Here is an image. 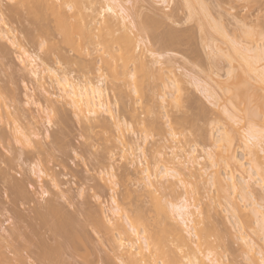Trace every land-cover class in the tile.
<instances>
[{
  "label": "rangeland",
  "instance_id": "obj_1",
  "mask_svg": "<svg viewBox=\"0 0 264 264\" xmlns=\"http://www.w3.org/2000/svg\"><path fill=\"white\" fill-rule=\"evenodd\" d=\"M30 1L31 0H17V3L23 6L0 8V14L3 15V22H0V86L6 93L5 95L9 101L8 111L12 114L10 117L11 120H9L3 113L4 110L0 112L3 114V117H0V133L4 131L5 134H8L6 140H0V144L13 153L11 157H6L4 153L0 151V175L4 177L5 172L7 175H10H6L7 177H11V179L14 178L13 180L19 181L21 185L23 183L22 187L24 186V189L21 188L23 191L21 189L19 190L20 192L22 191L21 195H19L17 190L11 191V189H9V191L6 185H4L7 179L6 176L5 179L0 177V179H2L0 180V229L6 230L7 238L10 237L9 234H13L11 235L12 239L13 236L15 237L13 244L9 241V244L12 246L15 244L13 248H11V246L8 250H6L7 248L2 249L3 247L5 248L8 242L3 240L4 244H6L0 249L7 254L10 249H16L17 245L18 248H20L19 243L27 237L28 244H34V246L33 244H31L32 246L28 245L31 248L33 247L32 252L28 251V255L27 252H24V256L27 260L29 254H33L34 250L36 254L39 255L40 250H42L41 254L44 252V249L49 248V254L55 250L52 253L54 259L53 256H50L52 259L51 262L49 260L45 262L40 260L39 255L36 256L35 253L34 255L30 254L33 257H31V260H28V262L31 261L32 264H123L124 260H122V254L118 251L117 247V250L114 247L117 245L115 243L118 241H115V243L111 242L114 237H111V233L114 231H111L109 235L108 232H106L108 229H106V231H104L105 229H101L102 231H100V229L98 230L93 217L97 212L102 213V209L108 218L113 217L111 210L115 205L112 204V201L113 198H116L119 206L122 207L121 209L125 210H123L125 212L123 213L125 215L127 214V216L131 215L130 217L132 219L137 217V212L140 210L141 212H139L144 216L143 222L146 221L144 222L145 226H150L148 229L152 230L153 221L157 219L156 217L161 218V216L157 215V210L154 211L156 208L152 206L153 204L149 197V193H147V190L144 188V184L142 183L144 177L143 174L140 173L142 172V168L139 165L141 162H143V165H146L148 162L151 164L153 162L155 164V150L157 148H159L157 151H162L163 154L167 155V158H170L172 153L171 149L175 147L182 148L184 151L188 152L194 150L195 156L203 157V165L209 166L212 160L210 162L205 160L206 154L209 150H212V153H218L219 148L216 145L220 138V134L227 133L232 143V153L245 164L244 169L251 170L250 162L253 158L251 156H246L241 135L246 136L245 132L250 127L264 132V86L262 89H259L257 97L254 98L250 107L254 110H258V117L255 120H250L245 112L246 107L243 105L237 106L232 101V92L228 91L229 85L225 83L228 78L227 73L233 68L236 73H239L238 68L243 64L239 58H236V60L230 64L226 56H228L229 53L232 54V44L235 43H240L238 48L245 47L252 49L258 48L260 51L264 50V0H203V4H206L209 12L207 16L203 12L202 13L208 21L203 20L201 16L204 15L201 13L200 16L197 14L196 17H192L193 19H188L189 12L184 5V0H171L170 4L166 5L162 4L160 0H130L127 6L130 10V14L132 13V19L134 23H136L135 21L140 22H137L136 26L137 24L144 23L142 19H145V15H147V18H152V22H156V26L153 27L154 30H152L153 28L149 29L147 26L149 29V31H147L145 29L146 27L138 25L139 27L141 26L143 30L141 27L135 26L131 29L132 32H129V30L125 31V29L117 27V29L115 28L117 32L114 29L115 33H113V30L111 37H113V35L115 37L116 33L120 35V37L118 36V38L116 37L114 39L116 41L121 38V35L123 36L129 32L136 43L143 40L144 44L141 45V53H143L144 57L142 58L153 68L155 75L153 73V78L149 77L150 81L148 80V82L147 77L145 83V80L139 77L141 80L143 79V81L140 82L141 80L138 79L137 86L129 77L125 78V76H122L123 74H121L120 77L114 76L112 78L110 76L111 79L107 81L105 90L108 94V98L109 91L114 89L116 95L111 97V103L115 106V104L119 102V108L117 109L119 121L121 124L126 121L129 125H133L132 132H129L127 129L117 131V126L112 122L111 117L104 118L100 122H97L94 128L85 129L86 134H94L97 142L103 145L104 151L101 152L98 157L100 163L107 164V154L109 152H116L119 156V154L123 155L126 149L129 153V156L123 163H120L119 160L117 161L116 175L119 178V185L114 193L111 185L106 183V179L105 181H100L94 174L98 167L94 161H89V170L93 173L92 175L88 174V169L84 168L82 163H74L70 150L78 148L84 158L87 159L89 149L86 146H80L75 143L77 134L80 130L71 121L65 105L63 108L58 109L62 116V127L58 132H53L52 146L59 145L62 147V154L58 160L51 166H48L47 153L44 150H39L35 153H25L24 158V164L28 165L33 160L43 157L44 163L46 167H48L49 174L52 175L58 185H60L63 195L57 194L55 189L52 190L47 182V177L45 178V186L49 191H52V196L47 202L39 201L34 193H30L26 190L25 185L28 182L36 183V181L28 175L27 168H25L23 179H18V177L13 174L20 167L18 161L19 149H17L15 145L16 138L13 128L18 126L21 132L20 135L23 136L31 134L34 129L43 126L41 113L36 105L47 107L52 102L51 98L54 95V81L51 78V80L49 79L51 76H48L45 70L49 69L53 61L47 53L41 54L43 55L42 60H39L36 66L38 75L34 76L31 75L30 72H21L17 61V54L23 56V53L26 52L31 56L38 53L40 39L47 38L50 41V52L57 53L62 59L66 56V58L73 63L80 62L82 65L87 64L89 67H95L96 62L102 61L101 48L103 47L101 45V47H98L99 45H97L100 50V54L97 55L96 51L98 49L96 50L97 47H93L94 45H88L89 47L85 46L89 49L84 48V46H82V49L79 48L83 52H80V50L77 51L68 45L66 46L55 26L53 15L51 16L50 12L45 10L43 12H46V16L49 17L46 18L44 16L47 20L44 17V19H41L36 15L34 16L32 7H34L33 2L35 0L33 2ZM76 1L77 0H75V3ZM80 1L81 0L78 2ZM73 2L74 0H72L71 4H73ZM81 2H83V5ZM81 2L79 3L81 6L78 8L73 4L75 6L74 9H80H76L77 11L75 12L77 13L80 11L85 18H88L84 19L82 16L81 19V15L77 14L79 18H76V21L78 19L82 20L80 21L82 23L77 24V26H81L82 24L83 27L89 28L91 25L89 30L94 31V34L92 33L93 36H95L96 33L98 34L100 30L101 34L99 33V35H102L103 20L100 16V12L102 11L103 0H82ZM75 12H69L68 14L75 15ZM138 15L141 21L137 20L139 17ZM75 17L73 18L75 19ZM200 17L203 21L200 20ZM161 18L163 20H161ZM87 20L90 24H88ZM71 21L74 23L72 19ZM151 21H149L148 24ZM162 21L163 24H160ZM204 21L206 24L207 22L210 23V26L202 30L201 26L203 24L205 25V23H203ZM151 25H154V23H151ZM215 25L224 30L225 36L222 37L214 30L213 26ZM246 27L252 28L254 31L248 33ZM170 29H175L177 32L178 30L183 31V33L187 31V35L191 33L192 37L190 34V37L185 35L187 39L189 38L190 40L186 39L185 41L184 38V43L182 42L181 45L179 44L167 52L163 47V43H160V37L167 34ZM180 33L183 35L182 32ZM158 36L160 38L159 40L157 39ZM95 40L97 41L94 42V44L99 42V39ZM9 41L15 42L17 48L12 49ZM21 49H23V51H21ZM88 50L89 53L90 51L93 52L91 61H87L89 58ZM147 50L162 54L160 58L161 64H154L153 61L155 57L158 58V55L153 57ZM163 50H165V52ZM218 51L219 53H217ZM5 65L11 67L12 71L7 72ZM258 67L264 68V60L258 63ZM103 68L108 75L111 74L113 76L104 63ZM247 77L253 87L260 88V85L254 80L252 74ZM13 79L15 80V86L12 85ZM25 83L28 86L27 92L24 88ZM141 83L143 85H141ZM206 85H208L209 89H214L215 93L218 94L221 102L220 105H223V107L218 106V108L216 105L214 106L212 103L213 101L207 97V93L204 92L203 89ZM179 88H181V93H179L182 95L179 98L182 97L183 100V104L180 102V105L182 104L181 108L180 106L177 108V105H173L176 102H174V97L178 95L177 91ZM135 90L138 91V93H135ZM163 94H165L167 98L166 101L160 98ZM26 95L28 100H33L34 103L29 105L27 100H25ZM57 103H59V101H57ZM201 108L205 111H201ZM226 111L234 114L237 117L235 120L237 122L228 120ZM200 114L205 116H200ZM191 116L197 117L192 118ZM181 117H188L194 121L193 123H187V125L189 124L188 126L182 127L186 125L183 124L180 125V127L175 122ZM15 120L18 121L14 124ZM151 123H155L157 128H155V125H153V127ZM191 123L195 125L193 126ZM144 128H147L150 133L146 145L143 140ZM173 128L177 132H175ZM171 129L173 131H171ZM171 132L179 133V139L173 140ZM139 146L143 147L147 153L146 157L144 156L145 158L143 156L140 157L138 151H135ZM152 151H155V154ZM131 154L136 156L135 160L132 159ZM153 155L155 156L153 157ZM157 155L159 154L157 153ZM160 157L161 155L158 156L159 159L156 158L157 161L164 158ZM258 159L264 166V146L263 149L260 148ZM139 160H141V162ZM232 169L235 168L220 164L213 169L209 167V170L207 173H204L203 176L196 172V177L190 179L187 177L190 181L187 188L182 187L180 184L174 185L176 193L172 189L174 192V194L173 192L172 194L174 196L177 194V200L171 197L172 194L170 195L171 198L169 197L170 199H168L176 200L174 201L175 203H178L182 199L190 200L192 204L194 202L193 205H195V203L198 204L197 202L201 203L205 211V225L212 226L211 229H216L214 234H219L221 236V244L219 245L216 241L217 247L215 252L217 258L225 264H249V259L242 248L245 243L239 239L244 233L247 240L255 241L258 246V252H261L264 251V234L259 231V227L254 219H252L250 223V228L244 224L242 225L241 223L243 222L235 219L230 212L231 208L229 202L220 197L216 187L212 186L211 183L207 184L210 182L211 174L219 171L221 177L227 179L228 173H230ZM187 172L190 173L188 170ZM241 172V170L235 172L238 182H242L243 176L248 179V176L251 175L249 173H254L253 170L247 174H242ZM257 178L259 177L255 179L258 180ZM171 182L176 183L177 181L171 180ZM250 184L253 186L252 189H254L255 193H257H254V196L260 199L259 202L264 205V190L260 183L257 185V183L251 181ZM84 185H87V196L85 199L81 200L78 198V190ZM170 185L173 187V184L170 183ZM229 190L230 193L233 191V189L230 188ZM170 192L171 191L168 193ZM93 193H95V195H93ZM244 193L245 192L242 193L237 190L235 194L234 191L233 194H231L232 196L234 195L233 199L235 197L237 201L234 200L241 207V210L249 212V205L253 202L254 198H244ZM53 205L54 207L56 206V210L58 209L55 211L57 214L54 212L50 214L51 212H49L46 214L48 218L45 216L47 219L37 214L41 207L49 208V206L51 207ZM136 210L138 211L136 212ZM58 211L61 212L60 216L63 213V218H59L60 216L56 217L59 213ZM155 213H157V216H155ZM133 214L136 215L134 216ZM38 215L40 217H38ZM21 218L24 223L20 221L19 224V219L21 220ZM38 218L44 220L41 221V219ZM15 225L23 228L21 229V227L19 228ZM241 226H244V228L241 229ZM15 227L20 229V232L23 233L20 238L18 236L21 235V233L18 232L19 235L17 236L18 233H15V231L19 230L17 228V230H15ZM13 229L14 233L11 232ZM0 234L1 236L4 235L2 231ZM114 234L116 236L118 235L117 232L113 233V235ZM1 236L0 241L3 239ZM6 237L4 239H6ZM213 237L210 240H216ZM9 239L10 238L7 240ZM15 239H18L19 243ZM28 239L32 240L30 241ZM116 239L114 238V240ZM25 241L26 239L24 242ZM27 242H25L26 247ZM1 243L2 242H0V244ZM1 245H3V243ZM8 246L9 245L6 247ZM37 247L40 249L38 250ZM194 249L196 250V247ZM184 250L187 252L186 249ZM177 251L179 254H182L180 250ZM9 255L11 258L14 257L11 253H9ZM27 260H23L24 262L22 263L28 264V262H25ZM184 262L187 264L185 260L182 264H184ZM15 263L17 264L16 261Z\"/></svg>",
  "mask_w": 264,
  "mask_h": 264
},
{
  "label": "bare ground",
  "instance_id": "obj_2",
  "mask_svg": "<svg viewBox=\"0 0 264 264\" xmlns=\"http://www.w3.org/2000/svg\"><path fill=\"white\" fill-rule=\"evenodd\" d=\"M31 1L33 2L34 0H31ZM78 1L79 0H77L75 3V0H74V2H73V4L75 6H77V8L81 6L79 3L82 0L80 2H78ZM129 1L130 0H103V6L101 8L102 11L100 12V16L102 17V20H103V27H102L103 33H102V35H99V33L101 34V30H100V32L98 34L96 33L95 36H93L94 31L89 30L91 25L89 26V28L83 27L82 24H81V26L78 25L80 27L77 26V24L82 23V22H80L82 20L78 19L76 21V18H79V15H81L80 16V18H81L83 16V14L80 13V11H78L77 13L75 11L80 10V9H77V8H76L77 10L74 9V12L76 13L75 15H73V14L69 15L68 14L69 12H68L67 8L64 7V5L71 4L72 0H35L34 1L35 3L33 2L34 7H32L33 8L32 10H33L34 16L36 15L37 17H39L41 19L48 17V16H46V12L45 13L43 12L45 10L49 11L51 16L53 15L52 17L55 21L54 23L56 24L55 26H56L57 30L59 31L60 35L62 36L63 41H64L66 46L68 45L77 51L80 50L79 48L82 49V46H84V48L89 47L88 45H90V46L94 45L93 47H97V45H99L98 47L102 46L103 48H101L102 49L101 50L102 51L101 60L104 63V65H106L108 67L110 72L113 74V76L111 74L109 76H111L113 78L114 76L120 77V75L123 74L122 76H125V78L129 77L136 85L138 83V79H140L139 77H142L145 80L144 83L146 82L147 77H148L147 82H148V80L150 81L149 77L153 78V73L155 75V71L153 70L152 67L149 66V64L147 62H145L146 60L142 58V57H144L143 53H141V45L144 44L143 40H140L138 43H136V41L131 37V35L129 33V32H132L131 29L134 28L136 26V23L138 22V21H135L136 23H134V21L132 19V15H131L132 13L130 14V10L127 6ZM195 1H197V2H195ZM195 1L194 0H184L183 1L184 5L186 6V8L189 12L188 13L189 14L188 19H191L193 16L196 17L197 14H199V16H200V13L202 15L205 14L207 16V13L209 12V9L206 7V4L205 5L203 4V0H200L201 2L199 0H195ZM77 2L79 4V6H78ZM160 2L164 5H166V4H170L171 0L170 1L169 0H160ZM81 4L83 5V2H81ZM31 6H33V5H31ZM75 6H74V8H75ZM197 6H199V7H197ZM108 8H111L112 11L109 12ZM121 11H123V13L125 15L122 16ZM198 11H199V13H198ZM77 14H79V15H77ZM205 15L201 16V17H203V20L208 21V20H206L207 18L205 17ZM145 16H146V18L145 17H143V18H145L146 21H145V19H142L144 21V23L137 24V26L141 25L142 27H146L145 29L147 31H149L150 28L152 29L153 27L156 26V24H155L156 22L151 21V19H152L151 16H150L151 19L147 18V15H145ZM73 17H75V19ZM201 17H200V20L203 21ZM208 17H210V16H208ZM87 18L88 17H86V18L84 17V19H87ZM139 18H140V16L137 18V20L141 21V18L140 19ZM71 19L74 21V23L76 21V23L74 24L71 21ZM161 20H163V19L161 18ZM93 21H95V20H93ZM149 21H151V22L148 24ZM205 21L203 22V23H205V25L203 23H202L203 25L201 24L202 30H203V28L205 30V27L207 29L208 26H210L209 25L210 23L207 22V24H208L207 25ZM87 22H88V20H87ZM138 23H140V22H138ZM151 23H154V25H151ZM88 24H90V22H88ZM160 24H163V21ZM147 26L149 29L147 28ZM150 26H152V27H150ZM117 27H119V28L121 27L120 29L123 28V29H125V31L129 30V32L123 36L121 35V38H119L115 41L114 39L116 37L118 38V36L120 37V35H117V33H116L115 37H114V35H113V37H111V33L115 28L117 29ZM142 27H141V29L143 30ZM213 28L222 37L225 36L224 30L222 28L218 27L217 25L213 26ZM115 30L113 33H115ZM152 30H154V28ZM172 30L173 29L168 30L169 32L167 31L168 32L167 34H165L163 37H160L161 38L160 43H163V47L167 52L169 50H172V48H175L177 45H179V44L181 45V43L184 41V38L186 41V39H187L186 36L190 37L192 35L191 33H189L190 36H189V34L187 35V33H188L187 31L186 32L184 31L186 33L185 34V33H183V31L178 30V32H177L175 29L173 31ZM116 32H117V30H116ZM180 32H182L183 35ZM97 35H99V36H97ZM159 36H158V38L156 37L158 40L160 39ZM95 39H99L98 40L99 42H97L98 44L97 43L94 44V42L97 41ZM187 40H190V39L188 38ZM239 45H240V43L232 44V51H231L232 54L229 53L230 55L228 54V56H226V57L230 61V64L233 61H235L236 58H239L243 65L240 68H238L239 73H236L234 68L231 69L227 73L228 76L226 74V76L228 78H227V81L225 83H227L229 85L228 91L232 92V96H231L232 101L237 106H241V105L245 106L246 107L245 112L247 114V117L250 120H255L258 117V112H257L258 110H254L253 108H250V107H251V104H252V101L254 100V98L257 97V93H258L259 89H262L264 86V68L258 67V63H260V61L264 60V52H263L264 50L263 51L261 50L262 51L261 52L258 48L252 49V48H245V47H241V46H240L241 48H238ZM85 46H87V47H85ZM98 47L96 48V50L98 49V51L100 52ZM87 49H89V48H87ZM137 49L139 51H137ZM165 50H163V51L165 52ZM80 52H83V51L80 50ZM147 52L151 53V55L153 57L158 55V58L155 57L153 63L154 64H161L160 58L162 57V54H157V52H154L151 50H147ZM25 53L26 52L23 53V56H25ZM88 53H89V50H88ZM217 53H219V51ZM28 56H30V55L28 54ZM25 59H27V56H25ZM64 59L69 60L68 58H66V56L64 57ZM239 63H240V61H239ZM29 67H31V65H29ZM35 70H36L37 75H38L37 69H35ZM45 72L48 73V69L45 70ZM133 74H135V76H136L135 80L132 79ZM229 74H231V75H229ZM250 74H252L254 76V80L260 85V88L259 87H253L251 85L250 80L247 77ZM37 75H34V76H37ZM48 76H50V75H48ZM50 78L54 81L53 77H49V79ZM122 78H124V77H122ZM143 79L142 80L140 79L141 80L140 82H142ZM117 80H119V79H117ZM141 85H143V84L141 83ZM180 89L181 88H179L178 91L176 89V91L178 92L177 93L178 95L177 94H176L177 96L174 95V96H176V97H174L175 98L174 102L178 101L179 106L181 108V106L183 104V102H182L183 100H182V97L179 98L180 96H182L180 94L181 93ZM203 89H204V92L207 93V97L210 98L211 101H213L212 103L214 104V106L216 105L217 107L218 106L223 107V105H220V103H221L220 97L218 96L217 93H215L214 89H211V88L209 89L208 85H206ZM6 92H8V91H6ZM135 93H138V91H136ZM0 94H3V95L6 94L1 86H0ZM165 94L160 96V98L162 100L164 99V101H166V99H167ZM108 101H109V98H108V94L106 93V90L104 91L103 98H101L98 95L95 96V98H93L91 86H89L88 90L84 92L82 101L77 99V103H82L84 105L85 112H87L89 105H91L93 109L99 110L101 103H107ZM176 102L173 105H177ZM180 102H182L181 105H180ZM8 108H9L8 104L5 105L3 103H0V112H1V110H4L3 113L5 114V116L9 120H11L10 117L12 114L9 113ZM201 111H205V110H202V108H201ZM226 113L228 114V116H227L228 120H230V121L236 120L237 117L234 114H231L229 111H226ZM201 115H203V114H200V116ZM203 116H205V115H203ZM0 117H3V114L0 113ZM196 117H192V118H196ZM187 118L186 117L185 118H182V117L178 118V120H176L175 123L178 124V126L186 124V125H183L182 127L188 126L189 124L187 125V123H189V122L193 123V121H194L193 119L188 118L190 120L189 121ZM201 118H203V117H201ZM17 121L15 120L14 124L17 123ZM235 122H237V121H235ZM151 125L153 126V125H155V123H153V124L151 123ZM151 125H148V126H151ZM192 125L194 126L195 124H192ZM155 128H157V125H155ZM173 130L175 132H177L174 128H173ZM173 130L171 129V131H173ZM13 131H14L15 138H16L17 132L19 134H21L18 126H15L13 128ZM171 133H169V134H171ZM245 133H246V136L241 135V137L243 138L242 143H243V147L245 148V151H246V153H245L246 156H251L253 158L250 162L251 170L254 171L253 174H252L251 170L249 171L247 169H244L245 164L232 153V150H231L232 147L231 146L229 147L227 145L219 148L218 153H212L211 159L209 158V152L206 154L205 160H208L209 162L212 160V162L210 163L209 166L203 165V163H202V161L204 160L203 157L195 156L194 150H192L191 152H188V151H184L182 148L175 147V148L171 149L172 153H171L170 158H167V155L163 154L162 151H157V149L159 150V148H157V147H156L157 149L155 150L156 154L154 153L155 151L154 152L152 151L156 155V156L153 155V157L155 156V160H156V162H155V160L153 159L155 164L153 162H152V164L148 162L146 165H144V169L143 168L141 169L142 172H140V173H142L143 177H144V172L150 171L151 175L153 176L152 188H149L146 185H144V188L147 190V193H149V197L151 198V202L153 204L152 206L156 208L155 210L154 209L153 210L154 211L157 210L156 212H158V214L155 213V216H157V215L161 216V218L156 217L157 219L155 218L156 219L155 221H153L154 219L152 220L153 221L152 227L154 229L152 228V230H149L148 227H150V226H148V225L145 226L144 222H146V221L143 222L144 216L142 215V213H140L141 212L140 210H139L140 212L138 210H136V212L138 211L137 212L138 214L136 213L137 217H135V219H132L130 217L131 215L130 216H127V214L125 215L124 214L125 210L123 209L124 210L123 211L121 209L122 207L119 206V203L116 200V198H113L116 201L114 208L119 209V214H117V215L113 214L114 208H112V210H111L113 217H109V218L107 215H105V212L103 209L101 210L102 213H99V212L95 213L94 212L95 215L93 214L94 215L93 218L95 219V224H96L98 230L100 229V231H102L101 229H103V230L105 229L104 231H106V229H108V231H106V232H108L109 235H110L111 231H114L113 233H115V232L118 233V235H117L118 237L115 234L113 235V233H111L112 234L111 237L114 236L112 238L114 242L113 241H111V242L115 243V241L116 242L118 241L117 243H115L117 245L114 247L116 250L118 248V251L122 254L121 257L123 259L122 258H120V259L124 260L123 264H124V262H125V264H182L184 260L187 261V264H215L216 260H220L219 258H217V256H216L217 254L215 251H216V247H217L216 246L217 242L219 245L221 244V241H220L221 236L219 234H214L216 229H214V228H213L214 230L211 229L212 226H206L205 225V220H204L205 211H204L202 204L197 202L198 204L195 203V205H193L190 200L189 201L187 200L189 202V213H184L182 211H178L174 214L172 209L168 207V204H176L177 207H180V204L182 203V201L185 200V199H182L178 203L174 202L177 200V197H176L177 194L174 196L173 195L174 192L172 191V189L173 190L175 189L174 185L175 186L178 184L181 185V183H183L184 188H187L188 187L187 185L190 184V181L188 179L196 177L197 173H200V175L203 176L204 173H207V171L209 170V167L211 169H213V168L217 167V165L224 164V165H227L229 167L232 166L233 168H235V169L230 170V173H228L227 179L222 178L221 173L219 171H216L215 173L211 174L210 182L207 183V184L211 183L212 186L216 187V190L219 192L218 194L220 195V197L229 202L230 208H231L230 212L232 213V215L235 219H237L240 222H243L241 224L242 225L244 224L245 226H248L249 228H250V225H251L250 223H251L252 219H254V221L257 223V225H258V221H264V205H262L259 202L260 199H257L254 196L255 191H254V189H252L253 186H251V184H250L251 181L257 183V185H258V183H260L261 187L264 190V166L262 165V163L258 159L260 148L263 149V146H264V132H260L256 129H254V127H250ZM175 134L177 136L180 135L179 133H175ZM171 136H172V134H171ZM7 137H8V134H5L4 131H1L0 140L4 141V139L6 140ZM227 137L229 140L230 136L228 134H227ZM173 140H175V139H173ZM232 141H233V138H232ZM249 141H251V147L250 148L247 146ZM141 148H143V147L139 146L138 149H136L135 151H138V153L140 154V157H142V156L146 157L147 153L145 152V150H144L143 154L140 153ZM224 148H226L227 150L225 151ZM157 153L159 155H161V157H164V158L160 159V161L159 160L157 161L156 158H158V156H159V155H157ZM139 161L141 162V160H139ZM141 163L139 166H141ZM164 169H167L170 172H174L175 174H177L178 177L182 178V181H181V179H172L171 176H167V177L163 176ZM187 170L190 173H188ZM237 170L238 171L241 170L242 174H247L248 172H251V173H249L251 175L248 176L249 178L247 177L248 179H246L244 176L243 177L241 176L242 182L241 181L238 182L237 176L235 174V172ZM4 174H5V176L7 175L5 172H4ZM5 176L1 177V175H0V177L2 179L3 178L5 179ZM7 176H6L7 179L5 181V184H4V182H3V184L6 185L8 190L9 189H11V191L17 190L19 195H21V192L24 189V186L22 187L23 183L21 185L19 181L17 182V180H13L14 178L11 179V177H7ZM187 177H188V179H187ZM256 177H259L261 180L259 178H257L258 180H256L255 179ZM8 178H10L11 180ZM2 179H0V180H2ZM143 179L145 180L146 178L144 177ZM171 180H176L177 182L172 183ZM170 183L173 184V187H172V185H170ZM21 188H23V189H21ZM229 188L233 189L234 194L238 190L242 193L245 192L244 198H246V197H251L252 199L254 198L253 202L249 205V212L241 210V207L237 204V202H236L237 200L235 199V197H234V199L236 201L233 199V196H234V195L232 196L233 191L231 190L232 191L231 192L232 194H231ZM20 189L22 190L21 192L19 191ZM152 189H155V191H153ZM112 190H113V188H112ZM167 191L168 192L171 191V192L168 193ZM174 191L176 193V190H174ZM172 192H173V194H172ZM171 194H172L171 197H174V199L176 198V200H174V199L169 200L171 198L170 197ZM255 194H257V193H255ZM55 208H56V206L54 207V205L51 207L49 206V208L41 207L40 208L41 212L39 211V212H37V214H39L41 217L43 216V218L47 219L48 216L46 214H48L49 212H51L50 214H53V212L57 214V212H55V211H57L58 209L56 210ZM197 209H199V213L197 212ZM58 212L59 213H58V215H56V217L60 216V214H61L60 211H58ZM134 213H135V211H134ZM152 214H154V213H152ZM39 215H38V217H40ZM62 215H63V213H62ZM62 215L59 218H61ZM181 216L184 217L183 220L181 219ZM36 218H37V216H36ZM38 219H41V218H38ZM42 220H44V219H41V221ZM20 221L22 222L23 219L22 218H21V220L19 219V224H20ZM46 221H48V220H46ZM23 223H24V221H23ZM151 223H150V225H151ZM15 226H17V225H15ZM108 226H111V227H108ZM17 227H19V226H17ZM17 227H15V230L18 229ZM22 228L23 227H21V229ZM243 228H244V226H241V229H243ZM18 230L19 231H15V233L20 232V229H18ZM1 231L4 233V235L1 236V234H0V236L3 237V239L1 238L2 241H0L3 243V245H1L2 244L1 243L0 248H2V246H4L6 244V243L4 244V242H3V240H5L6 242L7 241L8 242L5 245V248L3 247L2 249L7 248L6 250H8V248L12 246L11 244H9V241L12 242V244H13L15 237L13 236V239H12L11 235H13V234H9L10 237H8V238H10L12 240H10V239L7 240L8 238L6 237V235H7L6 230H3L1 228L0 232ZM259 231H261L260 227H259ZM11 232L14 233V229ZM20 233H21V235H19V233L17 234V236L19 235L18 236L19 238L23 234L22 232H20ZM23 236H25V235H23ZM5 237H6V239H4ZM212 237L215 238L216 240H214V241H212L213 239L210 240ZM114 238L115 239L117 238V239L114 240ZM25 239H26L25 242H27V237L24 238V240ZM15 240L18 241V239H15ZM24 240L21 243H19V241H18L20 248H18V245H17L16 249H10L8 251L9 253H11L14 256L12 258L10 257L9 253L6 254V253H4V251L3 252L1 251L2 249H0V253L2 252L0 254V260L2 262L0 261L1 262L0 264H5V262H6V264H11V263L16 264L15 261L17 262V264H24V263H22V262H24L23 260H27L24 256V252H27V255H28V251L32 252V248H33V247L32 248L30 247V246H32L31 244H33V243L28 244V242H27V247H26L25 246L26 243L24 242ZM28 240H30V239H28ZM239 240L242 241L243 243H245V241L247 240V237L245 236L244 233L241 235ZM22 243L23 244L25 243V244L23 245ZM7 245H9V246L6 247ZM28 245H30V246H28ZM13 246H15V244ZM13 246L11 248H13ZM33 246H34V244H33ZM194 246L196 247V250L194 249L195 248ZM252 246H254V250H252V254L249 255V252H250V249H252ZM192 247H194V248H192ZM257 247L258 246L256 245L255 241H252V240H247V244L245 243L242 246L243 250L245 251L244 253L247 255L248 259L253 262V264H259V260H260V258L258 257L260 252H258L259 250H257ZM39 249L40 248H38V250ZM48 249H44V252H47V253L43 252L42 254H41L42 250H40V255L36 254L35 250L34 249L33 250H34V253L36 254V256L39 255L40 260H42L44 262L46 260L47 261L49 260L51 262L52 259L50 258V256H53L52 253L55 250L54 251H52L53 249L51 250L52 251V253H51L52 255H51L48 253ZM184 249H186L187 252H185ZM177 250H180L181 251L180 253H182V254H179ZM34 253L33 254L30 253V254L34 255ZM209 253L213 254L211 260L209 259ZM30 254L27 257L28 260H31V257H33ZM53 259H54V256H53ZM28 260L25 262H28ZM3 261H4V263H3ZM25 264H27V263H25ZM184 264H185V262H184ZM222 264H225V263L222 262Z\"/></svg>",
  "mask_w": 264,
  "mask_h": 264
},
{
  "label": "snow or ice",
  "instance_id": "obj_3",
  "mask_svg": "<svg viewBox=\"0 0 264 264\" xmlns=\"http://www.w3.org/2000/svg\"><path fill=\"white\" fill-rule=\"evenodd\" d=\"M8 6H16L21 7L20 3H17V0H0V8L8 7ZM65 8L69 12L74 11V6L72 4L64 5ZM108 11L111 12L112 9L108 8ZM121 15H125L123 11H121ZM0 22H3V15L0 14ZM246 31L248 33H252L254 29L247 28ZM11 48L16 49L17 44L15 42L9 41ZM50 41L47 38H42L39 41V52L35 53L31 56H20L17 54V61L20 66L21 72H30L31 75H37L36 66L39 60H42L44 53L50 55L53 63L48 69V75L54 78L53 84V92L54 95L51 98L52 102L47 107H42L41 105H36L37 109L41 113V119L43 120V126L41 128H36L33 130L31 134L21 136L18 132L16 133L15 145L17 149H19L18 161L20 167L13 174L18 177V179H23L25 168L28 169V175L36 181V183L28 182L25 187L26 190L30 193H34L37 199L41 202H47L51 196L52 191L45 186V178L47 177V182L51 186L52 190L55 189L57 194L63 195L61 191L60 185H58L57 181L54 179L52 175L49 174L48 167H46L44 163L43 157H40L36 160H33L30 164H24L25 153H35L39 150H44L47 153L48 166L54 164L58 158L62 154V147L52 146L53 144V132H58L62 127L61 124V112L58 110L63 108L66 105L67 112L71 118V121L76 125V127L80 130L77 134L75 143L80 146H86L88 151L87 159L84 158L81 151L77 149H72L71 155L74 160V163L80 162L83 167L88 169V174L92 175L93 173L89 170V161H94L98 167L95 170V176L100 181H105L110 184L113 188V192L115 193L116 188L119 185V178L116 175V165L119 160L120 163H123L124 160L129 156V153L125 149L124 154L119 156L116 152H109L107 154V164L100 163L98 157L101 152L104 151L103 145L95 139L94 134H86L85 129L94 128L97 122H100L102 119L111 117L112 122L116 124L117 131L120 129H127L129 132H132L133 125H129L126 121L121 124L119 121L117 109L119 108V102L113 106L111 103V97L115 96V90L109 91V101L107 103H101L99 110H95L89 105L87 112L84 110V105L82 103H77V99L83 100V94L88 90L89 86H91L92 96H100L103 98L104 91L107 87V81L111 79V77L106 73L103 68V62H96L95 67H89L87 64H81L80 62L73 63L69 60L62 59L57 53L50 52ZM23 51V49H21ZM137 51H139L137 49ZM74 53V52H73ZM96 54H100L99 51H96ZM93 57V52L90 51L89 58L87 61H91ZM31 65V67H29ZM6 66V65H5ZM6 71L11 72V67L6 66ZM231 75V74H229ZM38 78V77H37ZM132 79L135 80L136 76L133 74ZM12 85L15 86V80H12ZM25 91L27 92V84L24 85ZM25 100H27L28 104L31 105L34 103L33 100H28L27 95L25 96ZM59 101V103H57ZM0 103L7 105L9 103L7 97L3 94H0ZM177 107H179V102H176ZM143 127V125H142ZM135 134V133H133ZM107 135V133H106ZM172 138L178 140L179 137L173 132ZM149 139V132L147 128H144L143 131V140L145 145ZM225 145L231 146V141L228 140L226 133H221L220 138L217 143V147L221 148ZM52 146V147H50ZM249 148L251 147V141L248 142L247 145ZM226 151L227 149L224 148ZM0 151L4 153L6 157H11L13 153L5 148L2 144H0ZM140 153H144V148L140 149ZM132 159L135 160L136 156L131 154ZM209 158H212V150H209ZM143 162L141 163V168H143ZM66 171V170H65ZM163 176H171L172 179H181L174 172H170L167 169H164ZM144 177L146 178L142 183L149 188H152L153 176L150 171L144 172ZM181 186L184 187L183 183ZM155 191V189H152ZM95 195V193H93ZM6 196V193H5ZM87 196V185L81 186L78 190V198L83 200ZM66 199V197H65ZM112 204L115 205L116 201L113 199ZM194 204V202H193ZM168 207L172 209L175 214L178 211H182L184 213H189V202L187 199L183 200L180 204V207H177L176 204H168ZM199 213V209H197ZM113 214H119V209L114 208ZM183 220L184 217L181 216ZM258 227L261 228L262 234H264V221H258ZM247 244V240L245 241ZM252 250H254V246L250 249L249 255L252 254ZM213 254L209 253V259L211 260ZM260 260L259 264H264V251H261L259 254ZM28 264H32L31 261ZM215 264H222V261L216 260ZM249 264H253L251 260H249Z\"/></svg>",
  "mask_w": 264,
  "mask_h": 264
}]
</instances>
